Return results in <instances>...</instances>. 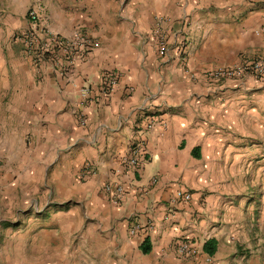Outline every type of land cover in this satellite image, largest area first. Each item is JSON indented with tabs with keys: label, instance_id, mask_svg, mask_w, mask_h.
<instances>
[{
	"label": "crops",
	"instance_id": "crops-1",
	"mask_svg": "<svg viewBox=\"0 0 264 264\" xmlns=\"http://www.w3.org/2000/svg\"><path fill=\"white\" fill-rule=\"evenodd\" d=\"M31 7L52 32L97 40L70 80L38 70L15 40ZM157 23L187 34L186 68L176 48L157 53ZM247 53L264 54V0H0V264H264V80L204 76ZM108 70L119 82L83 107L81 125L76 85L96 87ZM136 137L146 161L128 170ZM87 162L97 173L82 177ZM109 180L125 186L118 206ZM179 189L191 200L173 202ZM178 238L202 251L214 238L217 251L186 259Z\"/></svg>",
	"mask_w": 264,
	"mask_h": 264
},
{
	"label": "built area",
	"instance_id": "built-area-1",
	"mask_svg": "<svg viewBox=\"0 0 264 264\" xmlns=\"http://www.w3.org/2000/svg\"><path fill=\"white\" fill-rule=\"evenodd\" d=\"M29 25L25 29L17 31L14 35L15 40L22 46L28 57L33 61L38 70L42 67H50L61 78L70 80L75 73L80 62L88 60L89 55L97 47V40L92 37L83 28H78L70 37H63L52 32L46 25L44 18L38 7H31L28 10ZM149 35L156 42L157 53L165 58L170 57L174 48L172 46L170 34L166 28L157 23ZM179 64L187 67L188 44L187 38L181 39L176 45V52ZM254 76L264 80V54L259 53L253 58H244L234 65H226L208 70L204 76L212 83H220L225 79H243L246 76ZM120 73L114 70H108L101 73L99 84L94 87L85 80L82 84L76 85L81 96L80 103L73 109L79 123L87 124V117L83 107L88 104H100L108 100L113 94L116 85L119 82ZM158 120L155 117H147L142 130H153ZM146 161L145 141L142 137L134 138L130 145L128 153L122 157V166L128 170L137 169ZM97 173L95 163L87 162L81 172V176ZM156 181V179H154ZM102 191L108 201L114 205H120L126 197L125 186L121 181L109 180L104 183ZM191 193L185 190H176L173 202L190 201ZM148 227H152L149 223ZM143 229L140 223L135 222L130 234L136 235ZM175 248L180 257L190 259L197 258L202 249L187 238H178ZM207 262H211V256H206Z\"/></svg>",
	"mask_w": 264,
	"mask_h": 264
},
{
	"label": "trees",
	"instance_id": "trees-1",
	"mask_svg": "<svg viewBox=\"0 0 264 264\" xmlns=\"http://www.w3.org/2000/svg\"><path fill=\"white\" fill-rule=\"evenodd\" d=\"M217 240L216 239H209L207 240L204 245H203V251L209 255H214L217 251ZM141 250L144 253H149L152 250V246L150 243V240L148 238H146L142 244H141Z\"/></svg>",
	"mask_w": 264,
	"mask_h": 264
},
{
	"label": "rangeland",
	"instance_id": "rangeland-1",
	"mask_svg": "<svg viewBox=\"0 0 264 264\" xmlns=\"http://www.w3.org/2000/svg\"><path fill=\"white\" fill-rule=\"evenodd\" d=\"M249 2H251V3H257V0H248ZM28 17V16H27ZM167 29V28H166ZM169 29H167V31H168ZM171 35V34H170ZM171 42H173V44H172V46L174 47V48H176V45H178L179 43H180V41L178 40L179 39V37H178V35H177V37L175 36V37H173V35H171ZM186 38H187V34H186V36H185ZM175 41V42H174ZM177 41H179V42H177ZM189 38H187V44H188V46H189ZM171 52H173V49H172V51ZM174 52H176V50L174 51ZM259 53H256V54H251V55H249L248 53L247 54H242L240 57H241V59H240V61L242 60V59H244V58H253V57H256L257 55H258ZM187 61H188V58H187ZM178 64H179V61H178ZM236 64V63H235ZM232 65H234V64H232Z\"/></svg>",
	"mask_w": 264,
	"mask_h": 264
}]
</instances>
